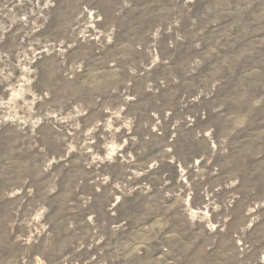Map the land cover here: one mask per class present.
<instances>
[{
    "label": "rangeland",
    "instance_id": "374dc122",
    "mask_svg": "<svg viewBox=\"0 0 264 264\" xmlns=\"http://www.w3.org/2000/svg\"><path fill=\"white\" fill-rule=\"evenodd\" d=\"M0 264H264V0H0Z\"/></svg>",
    "mask_w": 264,
    "mask_h": 264
}]
</instances>
